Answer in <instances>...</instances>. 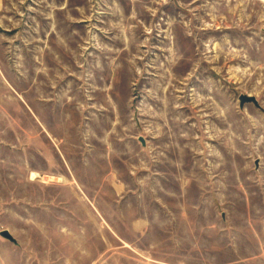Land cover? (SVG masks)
<instances>
[{
    "label": "rangeland",
    "instance_id": "rangeland-1",
    "mask_svg": "<svg viewBox=\"0 0 264 264\" xmlns=\"http://www.w3.org/2000/svg\"><path fill=\"white\" fill-rule=\"evenodd\" d=\"M0 3V264H264V0Z\"/></svg>",
    "mask_w": 264,
    "mask_h": 264
},
{
    "label": "water",
    "instance_id": "water-1",
    "mask_svg": "<svg viewBox=\"0 0 264 264\" xmlns=\"http://www.w3.org/2000/svg\"><path fill=\"white\" fill-rule=\"evenodd\" d=\"M240 102H241V108H244V106L246 104H254L255 106L257 107H260L259 104H258V101L256 98L254 97H249V96H242L240 98ZM142 144L144 145V141L141 140ZM145 146V145H144ZM1 236L4 237L5 239L11 241V242H14V238L11 236V234L8 232V231H4L1 233Z\"/></svg>",
    "mask_w": 264,
    "mask_h": 264
},
{
    "label": "bare ground",
    "instance_id": "bare-ground-1",
    "mask_svg": "<svg viewBox=\"0 0 264 264\" xmlns=\"http://www.w3.org/2000/svg\"><path fill=\"white\" fill-rule=\"evenodd\" d=\"M0 5H1V3H0ZM32 178L33 179L37 178L35 173H33Z\"/></svg>",
    "mask_w": 264,
    "mask_h": 264
}]
</instances>
